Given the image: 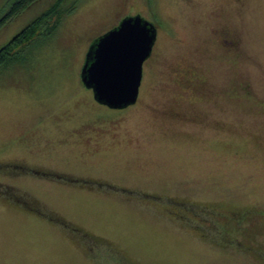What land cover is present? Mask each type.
<instances>
[{
    "label": "rangeland",
    "instance_id": "rangeland-1",
    "mask_svg": "<svg viewBox=\"0 0 264 264\" xmlns=\"http://www.w3.org/2000/svg\"><path fill=\"white\" fill-rule=\"evenodd\" d=\"M73 2L0 68V264H264V0ZM137 14L159 40L138 103L111 109L81 71ZM233 212L253 222L232 230Z\"/></svg>",
    "mask_w": 264,
    "mask_h": 264
},
{
    "label": "water",
    "instance_id": "water-1",
    "mask_svg": "<svg viewBox=\"0 0 264 264\" xmlns=\"http://www.w3.org/2000/svg\"><path fill=\"white\" fill-rule=\"evenodd\" d=\"M157 27L141 15L124 18L90 47L81 71L82 84L111 109L135 105L143 65L157 41Z\"/></svg>",
    "mask_w": 264,
    "mask_h": 264
},
{
    "label": "trees",
    "instance_id": "trees-1",
    "mask_svg": "<svg viewBox=\"0 0 264 264\" xmlns=\"http://www.w3.org/2000/svg\"><path fill=\"white\" fill-rule=\"evenodd\" d=\"M35 1L36 0H9V2L12 3L11 12L1 20L0 28L8 20L27 10ZM66 1L67 0H56L47 11L33 20L22 32L0 47V68H6L15 64H24L28 58L32 56V46L36 39L41 36V30L47 22L54 17L57 19L55 24L49 28L52 34L57 30L63 16L72 13L76 9V2H73L70 7L63 9L62 5ZM242 216L243 215L240 213L233 212L232 220L234 227L232 226V230H238L240 225L243 224L242 221L247 224L253 222L249 217H247V220H244ZM224 242H236V238L231 236L229 240L226 239ZM257 250L261 251L264 256V249L260 248Z\"/></svg>",
    "mask_w": 264,
    "mask_h": 264
},
{
    "label": "flooded vegetation",
    "instance_id": "flooded-vegetation-1",
    "mask_svg": "<svg viewBox=\"0 0 264 264\" xmlns=\"http://www.w3.org/2000/svg\"><path fill=\"white\" fill-rule=\"evenodd\" d=\"M137 15H140V14H137ZM136 16V15H135ZM157 27V26H156ZM157 31H158V33H157V41H156V43H155V46L157 45V42H158V40H159V29H158V27H157ZM229 41H227L226 40V43H228ZM155 46H154V48H155ZM154 48H153V51H152V54H151V56L148 58V60H146L145 61V63H144V65H143V79H144V76H145V66H146V64L153 58V54H154ZM143 79H142V82H143ZM141 87H142V84H141ZM141 87H140V90H141ZM90 91H92V90H90ZM93 92V91H92ZM139 97H140V93H139ZM138 101H139V98H138ZM138 101H137V103H138ZM108 107V106H107ZM129 107H131V106H129ZM115 110H119V109H115Z\"/></svg>",
    "mask_w": 264,
    "mask_h": 264
}]
</instances>
